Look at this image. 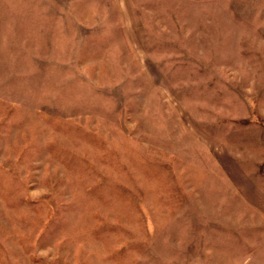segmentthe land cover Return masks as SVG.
<instances>
[{
	"label": "rangeland",
	"instance_id": "1",
	"mask_svg": "<svg viewBox=\"0 0 264 264\" xmlns=\"http://www.w3.org/2000/svg\"><path fill=\"white\" fill-rule=\"evenodd\" d=\"M259 186L264 0H0V264H264Z\"/></svg>",
	"mask_w": 264,
	"mask_h": 264
},
{
	"label": "crops",
	"instance_id": "2",
	"mask_svg": "<svg viewBox=\"0 0 264 264\" xmlns=\"http://www.w3.org/2000/svg\"><path fill=\"white\" fill-rule=\"evenodd\" d=\"M234 171H235V170H234ZM248 189L251 191V185L248 186ZM257 189L260 191L259 194H261L262 196H264V193L262 192V191H263L262 188L259 186V187H257ZM259 191H258V192H259ZM262 202H263V198H262Z\"/></svg>",
	"mask_w": 264,
	"mask_h": 264
}]
</instances>
